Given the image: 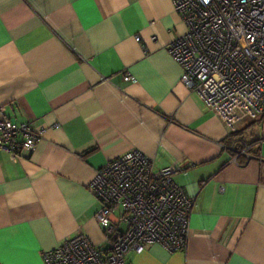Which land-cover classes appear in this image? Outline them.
Segmentation results:
<instances>
[{"label":"crops","instance_id":"0c3cea01","mask_svg":"<svg viewBox=\"0 0 264 264\" xmlns=\"http://www.w3.org/2000/svg\"><path fill=\"white\" fill-rule=\"evenodd\" d=\"M186 28L173 0H0V108L46 127L32 152L0 150V264H43L78 232L103 247L89 183L133 149L194 204L184 250L129 264H264V115L230 128L181 82Z\"/></svg>","mask_w":264,"mask_h":264},{"label":"built area","instance_id":"2783aa9c","mask_svg":"<svg viewBox=\"0 0 264 264\" xmlns=\"http://www.w3.org/2000/svg\"><path fill=\"white\" fill-rule=\"evenodd\" d=\"M186 31L169 52L181 66V82L230 128L264 115V0H173ZM138 40V36H135ZM124 73V80H133ZM56 126V125H55ZM46 127L12 121L0 108V150L18 158L32 152ZM236 162V159H233ZM175 169H155L133 149L108 160L89 183L99 202L95 220L103 247L78 232L43 252V264H129V252L158 243L184 250L193 200L173 179Z\"/></svg>","mask_w":264,"mask_h":264}]
</instances>
